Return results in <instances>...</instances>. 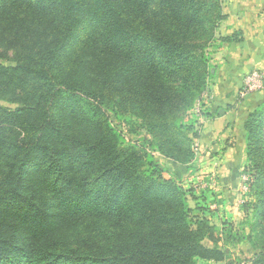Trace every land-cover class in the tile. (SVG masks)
I'll return each instance as SVG.
<instances>
[{"label":"trees","instance_id":"1","mask_svg":"<svg viewBox=\"0 0 264 264\" xmlns=\"http://www.w3.org/2000/svg\"><path fill=\"white\" fill-rule=\"evenodd\" d=\"M224 19L220 0H0V264H232L222 248L245 240L264 264V99L236 231L191 216L152 156L191 165L207 51L242 41L217 38ZM106 111L145 137L126 142Z\"/></svg>","mask_w":264,"mask_h":264},{"label":"crops","instance_id":"2","mask_svg":"<svg viewBox=\"0 0 264 264\" xmlns=\"http://www.w3.org/2000/svg\"><path fill=\"white\" fill-rule=\"evenodd\" d=\"M225 19L217 38L239 32L238 43H216L211 63L216 67L211 89L202 105L207 116L199 121L196 155L191 166H179L157 153L155 162L166 168L163 178L182 187H194L201 197L204 218L223 228L244 220L240 192L241 174L246 167L244 124L264 99V90L239 98L243 79L257 71L264 76V0H220ZM214 184V185H212Z\"/></svg>","mask_w":264,"mask_h":264},{"label":"rangeland","instance_id":"3","mask_svg":"<svg viewBox=\"0 0 264 264\" xmlns=\"http://www.w3.org/2000/svg\"><path fill=\"white\" fill-rule=\"evenodd\" d=\"M83 38H84V30L79 33V39L76 41V43L73 47V51L76 50L78 44L81 42V40H83ZM216 42L217 41H215L212 44V46H210L211 48L207 51L208 56H209V60H210V66H211L210 67L211 77L209 80H207L206 89L204 90V92L202 94H200L198 100L194 104V107L188 113L190 118H194L197 121V125H196L197 133L199 132L198 131L199 130V124L198 123H199L201 117H203L205 114V110H203L202 102H203L205 96L208 94V91L211 89V86H212L213 80H214V76H215L216 67L214 65H212V63H211V61H212L211 55H212L213 47H214ZM71 55H72V51H71ZM0 65L10 66L12 64L4 62V61H0ZM0 104L3 106H6V107L12 108V106H9L5 103H0ZM106 114L108 115L112 125L115 126L121 132L123 139L126 142H128V141L137 142V141H139L140 137H145V131L143 129L139 128L138 125H135V122H138V121L132 120L131 124H133V125L128 126L125 121L124 122L117 121L110 112L106 111ZM131 132H132V134H131ZM139 144H141V142H139ZM196 149L197 148L195 146V141H194L193 146H192V150L194 153L193 161L195 160ZM154 161H155V159H154ZM193 161H192V163H193ZM156 163L158 164L161 172L163 173L164 170L166 169L164 167V165L162 168V167H160L158 162H156ZM250 187H251V184H250ZM184 189L188 190L187 202H188L189 208H191V210H192L191 216H199L200 218L202 216H205L203 214V212L207 211V208L203 207V204H202L203 202L201 201V197L196 195V189L192 186L189 188H184ZM240 192H241V189H240ZM242 201H244V203H246V204H249V206L252 205V203L254 202V199L252 197L251 191H250V193H248L246 195L242 194ZM250 209L251 208L249 207V209H248L249 219L248 220H249V223L251 224L252 223V216L250 215L251 214ZM209 223H211V221H209ZM238 227H240L239 224H237V228ZM249 232H250V228L245 226L244 229H242L241 234L243 236H247L249 234ZM205 245L210 246V244L208 242H205ZM222 249L226 253H228V255L230 257V262L232 264H251V261L254 258V256L260 252L259 250H256L253 247V245H250L249 241H247V240L242 241V242L237 243V244H234V246H229L227 248H222ZM195 264H224V263H215V262L203 261V260L198 259L195 261Z\"/></svg>","mask_w":264,"mask_h":264},{"label":"built area","instance_id":"4","mask_svg":"<svg viewBox=\"0 0 264 264\" xmlns=\"http://www.w3.org/2000/svg\"><path fill=\"white\" fill-rule=\"evenodd\" d=\"M258 90H264V76L261 73L254 71L244 77L242 88L239 92V98L243 99ZM240 178L241 193L246 195L250 193V174L243 171Z\"/></svg>","mask_w":264,"mask_h":264}]
</instances>
